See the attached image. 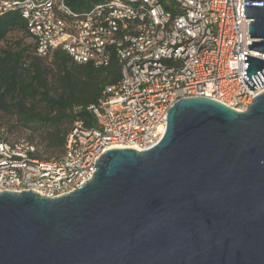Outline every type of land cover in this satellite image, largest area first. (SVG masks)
<instances>
[{
	"label": "water",
	"instance_id": "water-1",
	"mask_svg": "<svg viewBox=\"0 0 264 264\" xmlns=\"http://www.w3.org/2000/svg\"><path fill=\"white\" fill-rule=\"evenodd\" d=\"M244 14L257 87L264 0ZM166 112L154 146L106 149L67 194L0 192V264H264V92L243 111L194 96Z\"/></svg>",
	"mask_w": 264,
	"mask_h": 264
},
{
	"label": "built area",
	"instance_id": "built-area-1",
	"mask_svg": "<svg viewBox=\"0 0 264 264\" xmlns=\"http://www.w3.org/2000/svg\"><path fill=\"white\" fill-rule=\"evenodd\" d=\"M11 10L26 20L37 56L58 49L106 66L114 54L120 77L87 107L94 126L75 121L57 158L0 138V192L67 194L92 178L106 149L154 146L179 99L204 96L243 111L264 92L244 77L247 44L258 40L244 0H104L80 12L65 0H0V14Z\"/></svg>",
	"mask_w": 264,
	"mask_h": 264
},
{
	"label": "trees",
	"instance_id": "trees-1",
	"mask_svg": "<svg viewBox=\"0 0 264 264\" xmlns=\"http://www.w3.org/2000/svg\"><path fill=\"white\" fill-rule=\"evenodd\" d=\"M65 1L73 10L80 12L104 0ZM14 31L28 36L31 42L27 46L33 49L37 59L52 60L60 90L55 94L50 92L46 75L42 72L38 60L32 62L30 67L22 66L26 48L11 49L0 46V107H14L18 112H24L22 120L25 124L37 121L51 127L47 146L53 150H62L65 136L75 121H82L87 127L94 126V118L87 107L96 102L106 86L119 80L120 64L114 54H111L106 66L77 63L67 53L58 49L47 57H39L35 54V43L28 32L27 22L20 12L11 10L0 14V43ZM8 96L15 98L13 104L6 102ZM27 100L43 102L48 114L28 113L35 111L25 106Z\"/></svg>",
	"mask_w": 264,
	"mask_h": 264
},
{
	"label": "rangeland",
	"instance_id": "rangeland-1",
	"mask_svg": "<svg viewBox=\"0 0 264 264\" xmlns=\"http://www.w3.org/2000/svg\"><path fill=\"white\" fill-rule=\"evenodd\" d=\"M30 39L25 33L11 32L7 39L0 43L3 48L9 47L11 49L24 47L26 48L25 57L22 60L23 67H30L31 63L38 60L40 68L45 73L48 88L52 94L58 93L60 90L58 84V76L56 73L55 64L52 60L37 59L34 55L33 49L27 46ZM15 101L13 96L7 97L6 102L12 103ZM25 106L35 112H28L35 115H47L48 109L46 105L39 100H27ZM24 112H18L15 108H1L0 107V138L8 142H28L35 146L37 155L43 159H52L58 157L62 150H53L47 146L48 135L51 127H46L37 121L25 124L22 120Z\"/></svg>",
	"mask_w": 264,
	"mask_h": 264
}]
</instances>
